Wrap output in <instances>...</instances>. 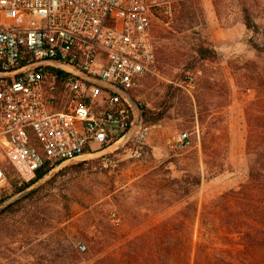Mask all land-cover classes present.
<instances>
[{
  "label": "rangeland",
  "instance_id": "1",
  "mask_svg": "<svg viewBox=\"0 0 264 264\" xmlns=\"http://www.w3.org/2000/svg\"><path fill=\"white\" fill-rule=\"evenodd\" d=\"M151 32L154 71L130 90L141 118L142 106L161 113L145 140L62 161L19 191L28 181L0 152L10 182L0 196V264H93L168 214L187 176L201 177L191 195L199 206L247 180L249 120L264 119V0H170ZM183 131L189 146L176 142Z\"/></svg>",
  "mask_w": 264,
  "mask_h": 264
},
{
  "label": "built area",
  "instance_id": "2",
  "mask_svg": "<svg viewBox=\"0 0 264 264\" xmlns=\"http://www.w3.org/2000/svg\"><path fill=\"white\" fill-rule=\"evenodd\" d=\"M169 11L170 0H0V152L21 180L44 158L146 139L127 94L153 73L152 20ZM176 142L189 146V132ZM9 189L0 165V196Z\"/></svg>",
  "mask_w": 264,
  "mask_h": 264
},
{
  "label": "trees",
  "instance_id": "3",
  "mask_svg": "<svg viewBox=\"0 0 264 264\" xmlns=\"http://www.w3.org/2000/svg\"><path fill=\"white\" fill-rule=\"evenodd\" d=\"M244 21L247 30H258L247 12ZM248 41L259 48L253 38ZM200 51L206 52L207 48ZM141 108L146 124L161 117V113ZM249 126L250 164L244 183L199 206L191 195L201 177L187 176L181 193L166 201V209H171L168 214L153 220L147 229L128 238L117 249L107 250L93 264H264V130L258 131L264 127V119L253 115ZM61 162L44 158L36 176L23 182L17 191L40 180ZM110 234L106 237L110 238Z\"/></svg>",
  "mask_w": 264,
  "mask_h": 264
},
{
  "label": "water",
  "instance_id": "4",
  "mask_svg": "<svg viewBox=\"0 0 264 264\" xmlns=\"http://www.w3.org/2000/svg\"><path fill=\"white\" fill-rule=\"evenodd\" d=\"M127 96L129 97V100L131 102V105L134 107V109L137 111V117H136V122L139 121L140 115V108L137 104V101L128 93Z\"/></svg>",
  "mask_w": 264,
  "mask_h": 264
}]
</instances>
